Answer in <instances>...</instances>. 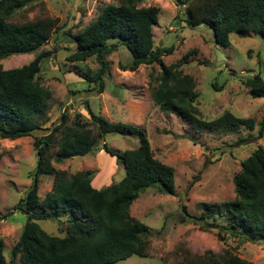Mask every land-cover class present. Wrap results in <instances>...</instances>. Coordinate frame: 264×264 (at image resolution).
Masks as SVG:
<instances>
[{"label": "trees", "instance_id": "1", "mask_svg": "<svg viewBox=\"0 0 264 264\" xmlns=\"http://www.w3.org/2000/svg\"><path fill=\"white\" fill-rule=\"evenodd\" d=\"M186 5L184 19L191 27L205 25L213 30L216 42L231 45L232 33H254L264 38V0H172ZM143 0H121L107 5L97 19L82 31L72 34L57 26L58 19L45 15L17 21L16 16L28 8H47L46 0H0V138L34 137L37 165L33 183L19 200L16 209L27 216L20 238L10 250L0 238V264H112L133 255L148 256L152 229L131 215V206L141 193L156 188L161 193L176 194L175 168L156 158L149 138L140 128L122 122H111L85 107L90 117L80 111L71 116L64 112L50 127L51 92L40 83L42 63L52 51L41 52L20 67L11 61L17 54L35 53L45 46L55 33L69 34L76 44L68 56L72 62H84L95 57L100 65L87 81L98 83V92L105 90V77L110 76L108 54L124 45L131 54L128 65L121 69L136 71L143 64L159 62L162 68L153 91L155 104L163 111L195 124L198 128H221L232 132L240 127L254 130L256 120L235 115L230 110L213 120L202 117L198 108L196 81L176 64H165L162 56L174 47L154 48V26L158 23V6H139ZM58 29V30H57ZM110 41H115L109 45ZM253 98L264 97V78L260 73L241 79ZM214 87L219 89L217 83ZM91 90V89H90ZM88 104V103H87ZM94 130L100 138L111 133L137 135L140 145L117 151L107 142L100 146L118 164L125 166L126 175L105 188L92 185V171L69 173L54 163L72 157H83L97 148ZM264 136V117L257 137ZM1 160V155H0ZM54 175L52 189L42 198L39 195V176ZM235 199L219 211L230 215V224L218 229L226 240L227 234L241 242H264V147L260 146L241 163L233 179ZM214 215V210L209 211ZM39 220L66 221L64 236L52 235L42 228ZM182 222L198 221L182 205ZM210 231L213 226L200 225ZM187 254L174 264H255L226 250L216 254L207 250L202 255Z\"/></svg>", "mask_w": 264, "mask_h": 264}, {"label": "rangeland", "instance_id": "2", "mask_svg": "<svg viewBox=\"0 0 264 264\" xmlns=\"http://www.w3.org/2000/svg\"><path fill=\"white\" fill-rule=\"evenodd\" d=\"M121 0H46L43 11L35 6L16 16L17 21L40 16L57 18L58 33L82 31L98 18L109 4ZM186 5L172 0H143L139 6H158V23L154 26V48L173 46L170 54L162 56L165 64L175 63L185 74L196 81L199 94L198 108L202 117L213 120L225 110L244 118H254V130L240 127L224 132L221 128H198L172 112L163 111L155 104L153 91L162 68L159 62L143 64L136 71L122 70L131 61L129 50L121 44L107 60L110 76L105 77V90L98 92V83L88 82L87 75L96 73L100 65L95 57L84 62H72L68 56L76 44L69 34L52 39L35 53L17 54L11 61L20 67L33 60L41 50L52 51L42 63L40 83L51 92V108L44 128L59 121L66 112H77L90 117L87 105L111 122L134 125L145 131L152 150L159 160L175 168L176 194L161 193L150 188L141 193L131 206V215L148 225L150 237L148 256L133 255L112 264H174L183 260L186 250L202 255L207 250L223 254L226 250L238 254L255 264H264V242H241L227 234L226 240L218 229L230 224V215L219 211L228 208L235 199L234 176L241 163L258 147H264V136L258 138L259 124L264 117V97L253 98L242 78L260 73L264 78V38L254 33H232L231 45L218 44L213 30L205 25L191 27L184 15ZM115 41H110L113 45ZM4 63V61H0ZM217 83L219 89L214 87ZM91 89V90H90ZM88 103V104H87ZM97 139L96 150L83 157H72L54 163L58 169L76 173L92 171V185L101 189L119 182L126 168L100 149L105 142L117 151L134 149L140 145L137 135L111 133ZM99 141V142H98ZM0 238L10 250L17 243L27 221V216L16 209L19 200L30 189L37 165L34 137L0 138ZM39 195L44 198L54 185V175L39 176ZM182 205L198 221L184 223ZM213 209L214 215L209 211ZM44 230L52 235L66 234L67 224L58 220H39ZM210 225V231L200 225Z\"/></svg>", "mask_w": 264, "mask_h": 264}, {"label": "water", "instance_id": "3", "mask_svg": "<svg viewBox=\"0 0 264 264\" xmlns=\"http://www.w3.org/2000/svg\"><path fill=\"white\" fill-rule=\"evenodd\" d=\"M99 142V141H98Z\"/></svg>", "mask_w": 264, "mask_h": 264}]
</instances>
